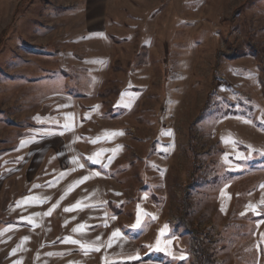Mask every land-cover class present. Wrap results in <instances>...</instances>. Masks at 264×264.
Masks as SVG:
<instances>
[{
  "label": "rangeland",
  "instance_id": "374dc122",
  "mask_svg": "<svg viewBox=\"0 0 264 264\" xmlns=\"http://www.w3.org/2000/svg\"><path fill=\"white\" fill-rule=\"evenodd\" d=\"M81 110L112 117L138 245L114 264H264V0H0V218L29 144L64 111L70 144ZM18 225L0 222V264Z\"/></svg>",
  "mask_w": 264,
  "mask_h": 264
},
{
  "label": "crops",
  "instance_id": "0c3cea01",
  "mask_svg": "<svg viewBox=\"0 0 264 264\" xmlns=\"http://www.w3.org/2000/svg\"><path fill=\"white\" fill-rule=\"evenodd\" d=\"M82 110L74 112V141L68 143L71 128L64 111V125L69 127L30 143L22 159L12 167L17 172L11 187V216L0 218V222L9 224L11 219H23L27 224L18 225L11 232L10 245L19 242L21 246L18 264H114L138 249L120 226L127 211L121 194L124 191L120 190L123 186L108 174L110 166L106 162L112 156L114 142L101 120L112 117L102 115V111H89L90 114ZM103 132L105 137L101 136ZM46 141L52 142L46 145ZM100 149L99 163H94L95 152ZM73 151L79 160L74 159ZM37 152L42 153L40 164L30 175L34 162L30 158ZM98 167L103 174L97 175ZM85 176L89 178L83 180ZM78 201L80 207L65 211ZM53 205L57 207L51 214L44 215ZM80 225L86 227L74 231ZM116 230L120 235L112 237ZM69 237L80 243H71Z\"/></svg>",
  "mask_w": 264,
  "mask_h": 264
},
{
  "label": "snow or ice",
  "instance_id": "6c2138e0",
  "mask_svg": "<svg viewBox=\"0 0 264 264\" xmlns=\"http://www.w3.org/2000/svg\"><path fill=\"white\" fill-rule=\"evenodd\" d=\"M64 127H65V128H68L69 125L66 124ZM51 134H55V133H51ZM22 143H23V142H22ZM88 159L91 160L92 158L89 157ZM93 162H94V163H99V160H95V161H93ZM105 166H106V165H105ZM80 167H83V165H80ZM97 175H99V173H97ZM88 178H89V177L85 176V177H83L82 179H83V180H86V179H88ZM77 183H78V182H77ZM261 187H264V185H262ZM32 199H35V198L33 197ZM261 204H264V200H261ZM55 207H57V205H53L52 208L49 209V211H48L47 213H44V215H50V214H51V211L54 210ZM78 207H80V202H79V201H78L75 205H73V206H71V207H69V208H65V211H72L74 208H78ZM248 207H249L250 209H252V211H255V210H256V209H255V206H253V205H251V204L248 205ZM114 218H115V217H113V219H114ZM85 227H86L85 225H80V226H78L77 229H74V231H82ZM131 227H132L133 229H137V228H140V227H141V218H140L139 213L137 214L136 223H134L133 225H131ZM166 228H167V225H165L164 228H162V229L160 230V235H161V236L164 234V231H165ZM119 235H120L119 230H116V231H114V232L112 233V237H117V236H119ZM25 239H27V237H25ZM97 239H99V237H98ZM68 241H70L71 243H75V244H79V243H80L79 241L72 240L71 237L68 238ZM93 243H95V242H93ZM168 243H170V241H169ZM156 245H157V250H162V249L159 248V245H160V239H159V238L156 240ZM81 247H84V245H81ZM95 250L98 251L99 248H96ZM137 258H138V257H137ZM183 258H184L183 256L179 257V259H183Z\"/></svg>",
  "mask_w": 264,
  "mask_h": 264
},
{
  "label": "trees",
  "instance_id": "16d2710c",
  "mask_svg": "<svg viewBox=\"0 0 264 264\" xmlns=\"http://www.w3.org/2000/svg\"><path fill=\"white\" fill-rule=\"evenodd\" d=\"M200 117V116H199Z\"/></svg>",
  "mask_w": 264,
  "mask_h": 264
}]
</instances>
